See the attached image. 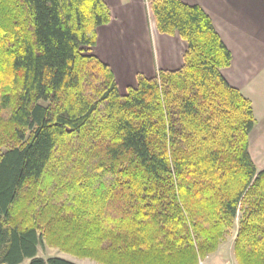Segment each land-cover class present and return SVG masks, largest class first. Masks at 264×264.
<instances>
[{
  "label": "trees",
  "instance_id": "16d2710c",
  "mask_svg": "<svg viewBox=\"0 0 264 264\" xmlns=\"http://www.w3.org/2000/svg\"><path fill=\"white\" fill-rule=\"evenodd\" d=\"M182 65L124 94L91 53L104 0H0V264H198L234 235L264 264V170L250 101L198 4L148 0Z\"/></svg>",
  "mask_w": 264,
  "mask_h": 264
},
{
  "label": "crops",
  "instance_id": "0c3cea01",
  "mask_svg": "<svg viewBox=\"0 0 264 264\" xmlns=\"http://www.w3.org/2000/svg\"><path fill=\"white\" fill-rule=\"evenodd\" d=\"M144 1L104 0L110 21L97 28L91 48L112 70L121 94L136 84L138 75L153 77L183 63L186 43L177 34L158 33L153 18L148 21ZM181 1L201 6L231 54L230 66L221 75L250 101L254 126L248 151L256 169L264 170V0Z\"/></svg>",
  "mask_w": 264,
  "mask_h": 264
},
{
  "label": "rangeland",
  "instance_id": "374dc122",
  "mask_svg": "<svg viewBox=\"0 0 264 264\" xmlns=\"http://www.w3.org/2000/svg\"><path fill=\"white\" fill-rule=\"evenodd\" d=\"M144 2H145V7H146V15L149 21V19L152 18L151 12L149 10V3H148V0H145ZM154 34H155L154 39L156 41V46H157L158 45V42H157L158 34L156 32H154ZM233 238H234V235L229 236L226 239V241L223 242L219 246L216 252L209 255L207 258L200 260L198 264H236L234 254H233ZM38 256H41L43 258L60 257V258L69 260L75 264H97L93 260L76 258L68 254L62 253L58 251L56 248H50V247H42V248L39 247ZM23 264H27V260H25Z\"/></svg>",
  "mask_w": 264,
  "mask_h": 264
}]
</instances>
